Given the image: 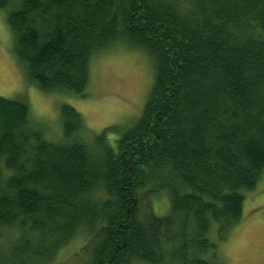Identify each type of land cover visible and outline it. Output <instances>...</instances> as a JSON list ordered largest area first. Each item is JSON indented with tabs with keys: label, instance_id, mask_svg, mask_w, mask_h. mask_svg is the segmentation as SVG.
<instances>
[{
	"label": "trees",
	"instance_id": "trees-1",
	"mask_svg": "<svg viewBox=\"0 0 264 264\" xmlns=\"http://www.w3.org/2000/svg\"><path fill=\"white\" fill-rule=\"evenodd\" d=\"M0 10L44 94L86 97L93 58L120 43L155 69L142 114L114 140L117 128L94 135L68 104L51 140L25 100L0 98V240L11 234L0 264H54L79 236L77 264H215L264 175V0H0Z\"/></svg>",
	"mask_w": 264,
	"mask_h": 264
},
{
	"label": "rangeland",
	"instance_id": "rangeland-1",
	"mask_svg": "<svg viewBox=\"0 0 264 264\" xmlns=\"http://www.w3.org/2000/svg\"><path fill=\"white\" fill-rule=\"evenodd\" d=\"M187 4L191 0H180ZM6 12L0 10V98L25 100L32 119L43 125L51 140L62 138L61 106L74 107L84 118L91 133L108 128L111 140L119 137L140 117L154 82V63L141 49L125 43L96 55L90 67V82L84 98L74 95H47L30 85L13 53V42L6 25ZM153 210L164 215L170 200L166 193L153 200ZM211 237L218 239L214 229ZM11 234L0 240L5 247ZM214 240V241H215ZM216 242V241H215ZM86 244L79 236L59 252L54 264H77L84 258L77 255ZM215 264H264V175L256 189L246 196L241 223L220 242ZM90 246L86 248L88 250Z\"/></svg>",
	"mask_w": 264,
	"mask_h": 264
}]
</instances>
